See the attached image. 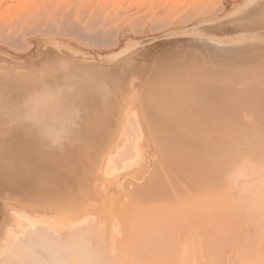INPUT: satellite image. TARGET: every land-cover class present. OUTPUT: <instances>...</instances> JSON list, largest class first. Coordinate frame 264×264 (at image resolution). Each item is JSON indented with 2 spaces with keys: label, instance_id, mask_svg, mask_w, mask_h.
Wrapping results in <instances>:
<instances>
[{
  "label": "bare ground",
  "instance_id": "bare-ground-1",
  "mask_svg": "<svg viewBox=\"0 0 264 264\" xmlns=\"http://www.w3.org/2000/svg\"><path fill=\"white\" fill-rule=\"evenodd\" d=\"M132 1L133 0H131L130 2ZM139 2L142 1L140 0ZM239 2H240L239 0L236 3L234 2V4L231 7L233 8ZM40 4H38L39 7ZM69 6H71V4ZM12 7L13 6H11L10 9ZM49 7L47 10L45 9L44 12L47 13L46 16L48 15V19L50 18L54 20L50 25H47L45 27L42 26L43 23L46 21L45 17H43V14H41L42 10L37 8L35 9V7L33 8L34 10L32 11H28V12L25 11V13L22 14V17H17L14 20V22L13 21L11 22V25L8 24L6 26L9 28L10 34L3 33V30L1 29L2 26L0 25L1 58L3 57V55L5 57L8 55L7 49L9 51L12 50L13 52L15 51L20 53L17 57L9 56L10 60L8 59L9 61H11V59H14L15 62H18L17 59L30 58L31 56H33V54L40 52L42 50L47 51L49 50V48H51L53 51L56 52V50L53 49L55 47L57 49L58 54L60 55L59 59L56 56L55 57L53 55L51 56L53 58H57L59 61L61 59L60 57H63L64 59L62 66H60L61 68H59V64H58L59 61L56 60L57 69H54L55 66L51 65L54 63L50 64L48 57V59H46L48 60V66H52L51 68L56 71H53L51 75L50 73L52 72L51 71L52 69L50 70L49 68L50 73L49 72L46 73L45 71V73L49 75V78H46L47 75L46 76L43 75V77L45 76L43 80H41L40 77H39L40 80H35L34 79L35 77H33L34 74L31 73L32 71L30 72L31 74L29 75V80H27L28 79V76H26L27 73L25 74V76L27 77L26 78L22 72H18L19 70L21 71L28 65V64L25 65V63H23L25 65V67H23L24 65L22 64V61H20L22 64V66L20 67L18 63L16 64L13 63L14 61H12V63L15 65H12L11 62H10L11 64L7 63L8 65H4L5 62L3 63L2 60H0V62L3 63V65L2 63H0V106H1V110H0V257L3 258L6 254H10L11 258H14V260L16 261V264H116L113 263L112 260L109 261L108 256L109 254H114L117 249L120 254L122 253L125 256L128 255L127 251L129 248L127 249V251H125L124 249L125 247L122 243L123 238L120 239L115 238V240H112L113 237L115 236H112L113 235L112 234L110 237H106V235L107 236L108 234L110 235V232L105 233L106 234L104 235L105 241H107L108 238L111 239V242L110 241L107 242L108 250L107 251L106 249L101 250L102 252L100 254H103L104 256L102 255L98 257V259H96L94 257L96 255H94L92 257H94L96 260L87 262L83 259V257L87 256L86 250L88 248H87L86 240H84V238H82L81 235L75 230V226L73 225V223H75L76 221L73 220L71 222H66L67 225L66 227L68 228H65V231H63V229H61L62 227L57 226L53 221L49 220L46 217V215H50L53 219H55L56 222L62 223V221H64V219L68 217L67 215L71 213H75L81 208H85V207L91 208L90 207L91 205L88 202L89 198L100 200L102 196L103 197L111 196L112 192L115 191L116 189L127 192V198H129V201L126 198H122L120 202H116V203H112V202L107 203L103 200L101 203L104 204L103 207L105 206V207L131 208V213H128V216L130 215V218L133 221L134 233L136 234L137 238H139L138 242L143 241L142 245L144 244L146 245L147 243H158L161 238H164L166 240L165 243L166 246L167 243H169L168 245L173 244L176 239L175 238V236L177 235L176 233L178 232L179 229L178 224L184 221V220L182 221L184 217L183 218L181 217V213H183L181 212L182 211L181 209L185 210L186 208H188V210L193 209L195 211V206L197 205V210L195 212H197L198 216H201L199 214V210L203 209L202 205H205L204 203L200 205L201 202L195 205V203L199 201L196 202V200L194 201V199L192 201V197H194V195L191 197L192 195L191 189L192 187L194 188V186H196V184L194 185L195 182L194 183L192 182V180L194 179L193 178L194 171L196 173L198 170H200L199 164H201V162L200 163L198 162L200 159H201L200 161H202V159L205 158L206 161V156L208 154V149H209L207 143H211L209 142V140L212 139L213 137V136L209 137L210 139L207 142L206 139L207 137H203L201 133L203 132L204 134H206L205 133L206 131L204 132V130L206 129L208 130V128L209 129L212 128L213 131L214 129H216L217 135L221 136L220 139L219 136L217 137L219 139L217 141L221 144L222 143L221 141H223L228 136V134L226 133L227 135L225 136V138L224 139L222 138L224 137L222 136L223 130H225L226 132H230L234 126L237 128L242 127L240 122V115L243 110L249 109L252 106L254 108H257L258 102L261 103L259 104L260 106L262 105L261 107H264L263 90H260V88H257L255 86L240 89L239 84L238 83L236 84L238 80V74L230 73L227 70L222 69L221 66H220L221 68L218 67L219 66L218 62L220 63L224 61H229L233 63L237 62L239 60L238 58L240 53L242 52V54L244 55L245 54L244 52L249 50L241 51L239 49H233L225 46L224 41L220 34H215L214 38L210 42L211 44H209L207 41H191V44L195 45V47L197 48L195 49L197 51L195 52L193 50L194 49L193 46L190 47V50L191 48H193L192 50L193 52H195V54L197 52L201 53V51H203L204 53L203 55H206V58L204 57L205 58L204 64L208 63L209 65V62H211L210 59L213 61H217V68L221 70L219 71L221 72V74L220 73H218L219 75L217 73L215 74L214 71L208 74V76L211 75L212 78L216 80H217V76H220L221 81L220 82L213 81L210 84V86H208L209 87L207 92L208 96L205 97V99H202V101L197 99L196 97L192 99L193 102L191 103H194L193 105L194 110L192 113L188 115H183L184 113L181 115H171L169 113L158 114L154 112L156 109L165 110L167 106L168 108H171V106H169L166 103L167 101L171 102V100L170 98H167L168 96H165V93H162L160 95L159 92L160 89L156 86L157 80L154 77L155 75L149 77L148 79L144 78L146 81H144L143 79V82L139 86L135 87L134 85L129 91V93H131V98L137 97L138 99H140L143 109L145 111L144 113H141L140 105H138L137 103L138 105L137 106L136 103H133L134 99L131 100L129 98V100H127V102L125 103V105H123V107H119L120 104L115 105L114 99L112 97H109L108 95L109 93L108 87L110 83L113 85L115 84L117 85L119 81L123 79V77L125 76V72L128 73L129 70L131 71L132 69H136V71L141 69L140 68L141 66H139V64H136L137 59L135 58L132 52L131 53L133 54V56H131L132 54H129L130 56L126 55V57L121 58V60L120 59L117 60L116 63L112 61V64L114 63L113 65L115 67H118L117 69L119 70L116 69L110 70L107 69L109 68V66L103 69L99 68L98 67L99 62L98 64H96L97 60L95 61L93 59V56H91L89 53L82 54L78 51L73 53H77L79 54V56H75L72 53H71L72 55L68 54L67 56V54H64V52H62L63 50H61V48L64 47L66 48L65 50L75 51V48L72 46L74 45L72 44V42L75 41L74 43H76V46L78 44L89 48L104 49L105 51L112 52L120 48H125L126 45L128 47L130 43H131L130 46L133 47L135 46L130 41L129 33L135 36L136 35L142 36L145 34L146 31L151 32L155 30V27L153 26L150 29L146 28L141 31L140 29L135 27L132 28L133 30L129 29V30L121 31V28L120 30H118L117 28H111V29L106 28L107 30L103 31L102 29L97 28L100 21L99 20L97 21L96 17L95 19H92V16L94 15L93 13L89 14L88 12H83L85 13V15L82 16L77 15L72 17L71 16L72 10L64 12L63 9L62 10L60 9L61 11L59 12H64V13L60 14L58 13L57 10H55V12L51 14L50 12L51 7L50 8ZM133 8L135 7L132 6L131 9ZM126 11L129 12L130 10L125 9L122 14H128ZM132 11L133 10H131V12ZM220 11L221 10L212 11V12L213 13L215 12L214 14L216 15V12H220ZM86 13L88 14L86 15ZM10 15L11 14H8L7 16ZM156 15L158 18L157 13ZM217 15L215 19L214 18L208 19V22L214 20L218 21L222 19L223 16H217ZM21 18L23 19V21H25L24 23H22ZM157 18L156 21L158 20ZM9 20L11 21L10 17ZM156 21L155 24L158 23V21L157 22ZM161 21L163 20H160V24ZM192 23H193L191 24L192 26L196 25L194 24L195 22ZM191 25H189L190 28H186L187 29L186 31H188L187 33L185 32L186 34L190 33L189 30L192 27ZM101 26L106 27L108 26V24L104 22L102 23ZM159 27L157 29H159ZM174 27L175 26H173V29L172 28L170 29V27L169 29L167 28L168 29L167 33H170L172 30H175ZM157 29H156V33L154 32V34L158 33ZM256 29L258 31L255 36L258 38H263L264 22L262 21L260 23H257ZM151 33L153 34V32ZM159 33H161V31ZM180 33L183 34L182 32ZM25 39L28 40L26 42H28L29 49L24 48L23 41ZM167 40H169V38H167ZM259 40L260 39H258V41ZM258 41L256 42L257 44L255 45V47L261 48L260 46H262L263 49L261 50H264L263 47L264 43ZM170 43L173 42L171 41L168 44ZM186 43L190 44L189 42ZM151 44L149 42L148 46H151ZM168 44L165 47H167ZM49 45L54 47L52 48ZM174 45H175V41H174ZM169 46L172 47L173 44H170ZM22 51H26V52H22ZM246 55L247 54H245V56ZM260 55H262V53ZM192 57L193 56L189 57L188 55L187 58L185 56V59H187L186 61L188 62ZM65 58L67 61L65 60ZM37 59L35 60L33 59V60L37 62L36 61ZM177 59L173 60L175 61L174 65L176 64L177 61L183 63L181 58L179 60ZM196 61L198 65L196 66L197 69L200 67L199 70H196V72L198 71L199 73L201 71L200 70L201 64L200 63L198 64L199 60L196 59ZM178 62L177 65L174 66L175 68H172V70L178 67ZM160 63L162 65V61H160ZM40 64L42 65V63ZM166 64L168 67L171 63L169 64V62H167ZM194 64L195 63L193 62L191 69H193L194 71L192 72L191 70V74L195 73L196 68H193V66L195 67L196 64L195 65ZM29 65L32 64L30 63ZM29 65L27 67L28 71L33 70L34 72L35 70L34 73H36L35 66L32 67L33 65L32 66ZM44 65L45 64L36 67L37 70L42 67L41 71L44 73L43 71ZM180 65L182 66V64ZM187 65H189V67L191 66V64H187ZM183 66L184 67H181V69L180 68L179 69L184 70L186 64L184 65L183 63ZM204 66L206 67V65ZM205 67L204 69H206ZM213 67L214 64L212 68ZM27 68L25 69L27 70ZM208 68H210V65L208 66ZM204 69H203L204 74L208 73L207 70ZM15 70H18L17 71L18 73L15 72ZM155 72L157 73V71ZM176 73L177 71L174 70L175 75H172L173 72L171 75H168L169 77H173L172 82L174 81V77H177L176 79L179 78L181 79V76L178 77V74L181 73H178L177 75ZM185 73H187V71H185ZM198 73L195 74L200 75ZM183 74L184 73H182V76ZM30 76H32L33 79H30L32 78ZM23 77H25L26 79H24ZM194 77L196 78L197 76L193 75V78ZM36 78H38V75ZM152 78L155 79V82L153 81ZM198 78L201 77L198 76ZM161 80H163V78ZM149 82L152 84L150 87L147 86ZM141 87L142 89L140 90ZM184 90L185 89H183V91ZM222 94H225L226 96H218ZM131 106H135L138 112L137 117L139 119V122L138 121L137 122L138 124L140 123L139 129H141V132H139V134H136V130H135L136 122L133 121V117L135 116L133 114L134 112L132 111H130V113L126 112L127 115L129 114L128 115L129 117L128 116L126 117L128 118V120L126 121V128H125V132L130 137L128 144L130 145L131 143H134V141L136 140L139 145L140 142L139 139L141 137L143 138L142 139L143 141H141L143 142V144H140L141 146L135 149L136 162L133 165H127L129 167H127V169L122 173L121 177L115 176L113 177L112 180L108 181L107 182L108 186L106 187V189L105 188L103 189L101 186L97 184L93 185V180L95 176V172L93 169L100 167L104 160H106V162L107 160H110L109 157L110 155L112 156L111 154L112 149L114 147L117 134H119L118 131L120 130V129L115 130L113 128L115 127V125L116 127L117 126L119 128L121 127L120 115L122 114L123 111H126ZM201 108H204V110L202 109L204 111L203 113L200 112V110H197ZM252 112L251 114H254V112L253 113ZM9 114H11L12 120H3L6 119L9 116ZM256 120H258V118ZM245 123L248 126L246 121ZM246 125H244L243 127H246ZM257 126H259V124L256 125V127ZM229 128L231 130L227 131L226 129ZM212 129L209 130V132L210 131L212 132ZM250 129L251 128H249V130ZM238 130L236 129L234 133H236V131L238 132ZM115 131H117L118 133L116 134ZM257 131H255L256 134ZM218 132L220 134H218ZM234 133H233V137H235L234 135H237ZM241 133H242V129H241ZM236 137L239 138V135ZM252 137L253 136H251V138ZM229 139H227V141ZM232 139L233 141H235L234 138ZM240 139L241 137L239 138V141ZM237 140L238 139H236L235 142L238 143L239 141ZM233 141L232 142L229 141V142L235 144L233 143ZM227 143L225 140L226 145L216 147L217 153L218 154L221 153L220 154L221 156L223 155L224 152L226 154V152L228 153V151L231 150V149L229 150L226 149L228 148ZM151 144L153 145L151 146ZM214 144H216V139ZM223 144L224 141L222 145ZM208 145L209 146L212 145L211 146L212 148L215 147L213 143ZM225 146H226L225 149L227 151L224 150ZM237 147L238 148L235 150L238 153L239 151L238 149H240L238 144ZM212 150H210V152H213ZM222 150L224 151L222 152ZM232 150H233L232 151L233 152L232 155H233L235 154L234 153L235 151L234 149ZM250 152L251 151L249 150V153ZM213 153L211 154V156L213 155ZM217 153L216 152L214 153L216 154V157L218 156ZM240 153L241 151L238 153L239 156L237 155V158L240 157ZM246 154H248V152ZM248 156L246 155V157ZM150 157L153 159L152 163H150V159H149ZM208 159L211 158H209L208 156L207 162L209 161ZM221 159L222 157L219 159L220 162ZM219 161L216 159L215 164L217 165ZM222 162L224 163L223 160ZM208 163L209 166L210 161ZM227 163L231 164V161L230 162L228 161ZM227 163L225 165H227ZM233 163L235 162L232 161V164ZM237 163H239V161ZM211 164H213V162ZM216 165L215 167L217 169L220 163L219 165L217 166ZM246 165L247 164H245L244 166ZM253 166H258V165H253ZM215 167L213 166V168ZM255 168L257 167H254L253 169ZM260 168H262L260 170L261 172H263L264 170L263 166H261ZM106 169H107V173L110 174L112 168L107 166ZM218 169L219 170H216V173L221 170L220 167ZM208 170L209 169H207L208 176H212V172L210 175V173H208ZM230 170L233 171L232 168H230ZM260 170H258V172L255 171L257 177L261 174L259 172ZM201 171L203 172V168ZM220 172H222V170ZM122 177L123 178L125 177V179L120 181ZM213 179H215V177ZM211 180L210 178L207 179V181H211ZM118 181L120 182L118 185H116V182ZM260 182H262V180ZM214 184L217 183L215 182ZM208 185H210V182L208 183ZM252 185L256 186V184L253 183ZM252 185H249V187L251 186V188H253ZM213 186L214 185L211 186V189H213V191L216 188H219V187L212 188ZM243 190L244 189H242L241 191ZM204 191L205 190H203V192ZM205 192L207 193L208 191ZM226 192H227L226 194L224 193L225 195L229 194L228 192H231L232 194V192L234 191H226ZM215 193L212 194L213 195V197L211 196L212 198H214ZM207 194H204L206 195L204 196L205 199L207 197ZM227 196L229 197V195ZM231 196L232 195H230V198ZM211 197H210V201L212 202ZM225 197L226 196H224V198ZM213 200L214 202H216L215 199ZM233 200L234 199L232 197L230 199L231 203H233ZM206 201L208 202V200ZM199 205L202 206V208L199 209L198 207ZM229 205L230 204L228 203L227 206ZM232 205L236 206L237 204L235 205L233 203ZM234 206L232 207V209L235 208ZM237 207L238 205L236 206V208ZM13 208H19L20 211H16ZM247 208L249 209V207ZM188 210L186 209V213L189 212ZM235 210L234 212H236ZM203 211L205 212V207ZM210 211H214V209L212 210L211 208ZM20 212L22 214L24 213L26 217H22V215H20L21 214ZM217 214L218 213H216V215ZM237 214H235L234 217L238 218L239 216H236ZM218 215L220 216V214ZM226 215L225 217H227ZM232 215L233 214H231V216ZM186 216H188V214ZM198 216L196 217L199 218ZM125 217L127 216L122 215V220L124 222L128 221L129 219V217L128 219ZM192 218L197 219L195 217ZM11 219H14L15 222L14 226H16L15 228L21 229V232L14 233L8 229ZM234 221H237V219ZM207 222L209 223V221ZM214 224L215 226L217 225L216 223ZM215 228L218 227L216 226ZM221 229H219L220 233L222 231ZM61 232L63 233V235L69 237L71 241L69 242L71 245H67L63 243L60 237ZM222 235L223 234L217 236L219 238ZM225 236L228 237L227 235ZM225 236L224 238L226 239ZM231 237L233 238V235H231ZM195 238L198 240L200 239L199 236H196ZM219 239L218 240L215 239L214 243L213 242L212 243L215 244L216 246L213 244L212 246L217 247L218 244H222L219 245L221 247V249H219L220 253L218 251V254H220L219 257L217 256V254H215L217 260L221 264H249L256 258L257 253L259 252V246L262 242V241L243 240V243L240 246H238L239 240H237L236 242V240L232 241L229 239L230 242L232 241L235 243V244L233 243L234 245H237L235 247H232L233 244H231L232 242L231 243L228 242L229 241L228 239L224 241ZM112 242L114 244L113 246L114 249L112 248L111 245ZM223 242H226L227 244L226 243L224 244L229 245V247L224 246ZM176 243L174 244V246L177 245ZM230 244L232 245L231 248H230ZM70 246L72 247L74 246V248L76 247L75 250H72ZM222 247L225 249L228 247V249L225 250V252L223 253ZM213 249L212 251L216 253V250ZM172 251L174 252V250ZM173 252L171 253L172 255ZM221 252L223 253L222 255ZM72 255L77 257L75 261H73V259L71 258ZM172 259L174 260L175 257ZM2 261L3 260L0 259V264L2 263ZM127 261H128V257H127ZM141 264L143 263L141 262Z\"/></svg>",
  "mask_w": 264,
  "mask_h": 264
},
{
  "label": "rangeland",
  "instance_id": "rangeland-1",
  "mask_svg": "<svg viewBox=\"0 0 264 264\" xmlns=\"http://www.w3.org/2000/svg\"><path fill=\"white\" fill-rule=\"evenodd\" d=\"M68 1L69 0H41V1L40 0H14V1L13 0H0V16H1L0 17V25L2 26L1 29L3 30V33L10 34V30L6 26L8 24L11 25V22L12 21L14 22V20L17 17H22V14L25 13V11L28 12V11L34 10L33 9L34 7H35V9L36 8L41 9L42 10L41 14H43V17H45V19H46V21L43 23L42 26L45 27L47 25H50L54 19L49 18L50 19L49 20L48 15L46 16L47 13L44 12L45 9L47 10L49 6L51 7V9H50L51 14H53L55 12V10H57L58 13H60V14L66 12V11L72 10V12H71L72 17L77 16V15H79V16L85 15V13H83V12H88L89 14L93 13L94 15L92 16V19H95V17H96L97 21L98 20L100 21L97 28H100L103 31H105L107 29H111V28H117L118 30H120V28H121V31L129 30V29L133 30L132 28H134V27L140 29V31H141V30L146 29V28L150 29L154 26L155 30L151 31V32H153V34L150 31H146L145 34L142 36L141 35L135 36V35H131V33H129L130 41L132 42V44L135 45L134 47L130 46L131 43L129 42L130 44L128 47L126 45L125 48H120L118 50L109 52V51H105L104 49L89 48V47H85V46L78 45V44L76 46V43H74L75 42L74 41V42H72V44H74L72 46L75 48V51L65 50L66 48H64V47L61 48V50H63L62 52H64V54H67V56H68V54L69 55L74 54L75 56H79V54L73 53V52H78V51L82 54L89 53L91 56H93V59L95 61L97 60L96 64H98V62H99V64H98L99 68L103 69V68H107V66H109V68H107V69H110V70H114V69L119 70V69H117L118 67H115L113 65L114 63L112 64V61L116 63L117 60H119V59L121 60V58L126 57V55L130 56L129 54H132V53L134 54L135 58L137 59L136 64H139V66H141L140 67L141 69L138 71H136V69H132L131 71L129 70L128 73L125 72V76L123 77V79H121L119 81V83L117 85L116 84L113 85L110 83L109 87H108L109 97H112L114 99L115 105L120 104L119 107H123V105H125L127 100H129V98H130L131 100L134 99L133 103H136V105L138 103V105H140L141 113H144L145 111L143 109V106H142L140 99H138L137 97L131 98V93H129V91L131 90V88L134 85H135V87L139 86L143 82L144 78L148 79L149 77L155 75L154 77L157 80L156 86L160 89V91H159L160 95L162 93H165V96H168L167 98H170L171 102L167 101L166 103L169 106H171V108H168V106H167L165 110L156 109L154 112H156L158 114L159 113L160 114L161 113H165V114L169 113L171 115H181L183 113H184L183 115H188V114L192 113L194 110V108H193L194 103H191V102H193L192 99L196 97L197 99L202 101V99H205V97L208 96V93H207L208 89H209L208 86H210V84L213 81H218V82L221 81L220 76H217V80H216V79H213L211 75H209V76H211V77H209L208 74H210L211 72H214V71H215L214 72L215 74L216 73L221 74V72H219L221 70L217 68V61H213L211 59H210L211 62H209L210 68H208V66H209L208 63L204 64V59L206 58V55H203L204 54L203 51H201V53L197 52L198 54L197 53L195 54V52L197 51L196 50L197 48L195 47V45L191 44V41H207L209 44H211L210 42L214 38L215 34H220L223 41H224L225 46H227L229 48L239 49L241 51L249 50V51H246L247 53L244 52L245 54H247L246 55L247 59H246L245 54L243 55L241 52L239 55V58H238L239 60L237 62H234V63L229 62V61H224L222 63L218 62L219 63L218 67L221 66L222 69L227 70L230 73L238 74V80H237L236 84L237 83L239 84L240 89L255 86L257 88H260V90L264 91V50H261V49H263L262 46H260L261 48L255 47L258 39H260L258 42L264 43V36H263V38H258L255 36L257 34V31H258L256 29L257 23H260L262 21L264 22V0H239L240 2L238 4H236L233 8L231 6L234 4V2L236 3L238 0H164V1L163 0H141L142 2H139L140 0L139 1L133 0L132 2H130L131 0H75V1L70 0L69 1L70 3ZM122 3H123V5H122ZM36 4H37V6H36ZM38 4H40V7ZM70 4H71V6H69ZM11 6H13V7L10 9ZM45 6H47V7H45ZM132 6H134L135 8L131 9ZM59 7H61V8H59ZM219 7H221V8H219ZM60 9L61 10L63 9L64 12H59V11H61ZM125 9L130 10L129 12L126 11L128 14H122ZM131 10H133V11L131 12ZM177 10H178V12H177ZM217 10H221L220 12H216V15L219 14L217 16H223L222 19H220L218 21L214 20V21L208 22V19H210V18L215 19L216 18V15L214 14L215 12L213 13L212 11H217ZM12 11H13V14H12ZM152 11H153V13H152ZM88 13H86V15ZM156 13L158 14V18H157ZM8 14H11L12 16L11 15L7 16ZM120 14H122V15H120ZM9 17H10L11 21L9 20ZM156 18L158 20L159 19L163 20V21H161V24H160V20L159 21L157 20L158 23L155 24ZM21 21H22V23L25 22V21H23L22 18H21ZM104 22L106 24H108V26L102 27L101 25ZM192 22H195L194 24H196V25L192 26L191 25V24H193ZM134 23H135V25H134ZM162 24H164V25H162ZM176 25L178 28L176 27ZM189 25H191L192 27L189 30L190 33L186 34L188 32V31H186L187 30L186 28H190ZM162 26H164V27H162ZM173 26H175L174 27L175 30H172L170 33H167L169 27H170V29L171 28L173 29ZM158 27H159V29H157ZM156 29H157L158 33L154 34V32L156 33ZM163 30H164V32H163ZM165 30H167V31H165ZM160 31H161V33H159ZM180 32H182L183 34H181ZM148 34H151V35H148ZM165 35H166V37H165ZM167 38H169V40H167ZM138 40H139V42H138ZM151 40H152V42H151ZM157 40H159V41H157ZM26 41H28V40L25 39L23 41L24 48L29 49L28 42H26ZM135 41H137V42H135ZM155 41H157V42H155ZM171 41L173 42V43H170V44H173L172 47H170L169 46L170 44H168ZM174 41H175V45H174ZM149 42H150V44L152 43L151 46H148ZM186 42H189L190 44H188ZM166 43L168 44L167 47H165L167 45ZM49 46L52 48L54 47L51 45H49ZM192 46L194 49L191 48V50H190V47H192ZM158 48L159 49L161 48V49L159 50ZM53 49L56 50V52L53 51L51 48H49L50 51L49 50H47V51L42 50V51L37 52V53L34 52L35 54H33V56H31L32 58L30 57V58L17 59L18 62H15L14 59H11V61H9L10 60L9 56L17 57L20 53L15 52V51L13 52L10 49L12 51L11 52L7 49V51H8L7 56L8 57L6 56L7 57L6 58L3 55V57L1 58V56H0V60H2L3 63L5 62L4 65H8L7 63L11 64L12 61H14L13 63H15V64L18 63L20 67L22 66L23 63H25V65H27V64L29 65L31 63L33 66L32 65H29V66H32V67L35 66L36 73H34L35 70H34V72H33V70L28 71V68H27L28 65L25 67L24 64H23L24 65L23 67L27 68V70L24 68L26 71L24 69H22L21 71L15 70V72H17V71L22 72L24 74V76L27 73L26 74V76H28L27 80H29V75L31 73L34 74V76L33 75L32 76L35 77L34 78L35 80H40V78H41V80H43L46 75L48 76V77L46 76V78H49V75L46 73L47 72L50 73V70L52 69L51 68L52 66H48V60L50 61V64L54 63L51 65H54L55 66L54 69H57L56 68L57 67L56 60L59 59L60 55L58 54L57 49L55 47ZM176 49H178V50H176ZM192 49L195 52H193ZM93 50H95V51H93ZM121 50H124V51H121ZM158 51H160V52H158ZM22 52H26V51H22ZM259 53L260 54L262 53V55H260ZM133 54L131 56H133ZM51 55H53L54 57L56 56L58 59L53 58ZM188 55H189V57L190 56H193V57L190 58V60L188 58L189 61L187 62L186 61L187 59H185V56L187 58ZM241 55H243V56H241ZM36 56L38 59L36 58ZM48 57H49V59H48ZM168 57H170V58H168ZM171 57H173V58L175 57L176 59L178 58L177 60H179L181 58L184 65L186 64L185 69L182 68L184 70H180L181 67H184V66H183L182 62L177 61L178 67H176V69H178L179 71L176 69L172 70V68H175L174 66L177 65V62L174 65L175 61H173V60H176V59L175 58L173 59ZM242 57H243V59H242ZM255 57H257V58H255ZM60 58H61L60 61L58 60L59 61L58 62L59 68H61L60 66H62L63 60H64L63 57H60ZM249 58H250V60H249ZM3 59H4V61H3ZM33 59L34 60L37 59L36 60L37 62H35ZM46 59H48V60H46ZM54 59H55V61H54ZM196 59L200 61V62L198 61V64L199 63L201 64V69H200L201 71L199 73H198V71L196 72V70H199V68H200L199 67L197 69V67H196V66H198ZM31 60H33V61H31ZM44 60H46V61H44ZM65 60H66V58H65ZM20 61H22V64ZM43 61H44V63H43ZM160 61H162V65H161ZM166 61L169 62V64L170 63L172 64V61H173V64L172 65L170 64L168 66L169 69L167 67ZM184 61H186V62H184ZM2 62H0V63H2ZM39 62L42 63V65L45 64L43 66L44 73L41 71L42 67L39 68L40 70L39 69L37 70V68H36L38 66H42ZM193 62L196 64V65L194 64L195 67L193 66V68H196L195 73H198L200 75H197L195 73L191 74V70H192V72L194 71L193 69H191ZM215 62H216V65H215ZM3 63H2V65H3ZM13 63H12V65H15ZM105 63H107V64H105ZM164 63H165V65H164ZM205 63H206V61H205ZM212 63L214 64V67H213L214 69L212 68V66H213ZM180 64H182V66ZM187 64H191V66L189 67V65H187ZM204 65H206V67ZM44 67H46V68H44ZM204 67L206 69H204ZM49 68H50V70H49ZM32 69H34V68H32ZM54 69L51 70L52 71L50 73L51 75H52L53 71H56ZM203 69L207 70L208 73L204 74ZM216 69H218V70H216ZM174 70L177 71L176 75L178 73H181V74H178V77L181 76V79L179 78L180 79L179 80V79H176L177 77H174V81L172 82L173 77H169L168 75H171L172 72H173L172 75H175ZM38 71H41L42 73L38 72ZM45 71H46V73H45ZM155 71H157V73ZM185 71H187V73H185ZM37 73H40L41 75L37 74ZM182 73H184L183 76H182ZM35 74H37L38 78L39 77L40 78L39 79L36 78L37 75H35ZM43 75H45V76L43 77ZM193 75L194 76L196 75L197 77L193 78ZM32 76H30V77H32ZM184 76H186V77H184ZM190 76H191V78H190ZM198 76H200L201 78H198ZM25 77H23V78L26 79L27 77L26 78ZM33 77L30 79H33ZM162 78H163L164 82H163V80H161ZM166 79H168V80H166ZM169 80L171 81V83ZM144 81H146V80L144 79ZM153 81L155 82V79H153ZM151 85L152 84L149 82L147 86L150 87ZM180 86H182L184 88H182ZM185 86L187 87V89ZM141 89H142V87L140 88V90ZM183 89H185V90L183 91ZM140 95H141V93H140ZM218 96H226V95L222 94V95H218ZM257 104H258L257 108H254L252 106L251 108L245 109L241 112V115H240V122L242 125V127L240 125L241 128H237L235 126L234 127L232 126L233 129L230 127L232 130L230 128L226 129L227 131L231 130L230 132H226L225 130H223V134H222V136H224V137H222L223 139L228 134L227 138H225L224 140L221 138L224 141L223 145H222L223 141H221L222 142L221 144L217 141L220 139L221 136L217 135L216 129H214V131H213L212 128H210V129L208 128V130L207 129L204 130V132L206 131L205 132L206 134H204L203 132L201 133V135L203 137H207L206 138L207 142L210 139L209 137H212V136H213L212 139H214V140L210 139L209 142H211V143H207V146L209 147V149H208L207 156L205 155L206 161H205V158H203L204 160L202 159V161H200L201 159L198 161L199 163L201 162V164L198 163L200 170H198L196 173L194 171L195 175L193 174V178L195 180L193 179L192 182L193 183L195 182L194 185L196 184V186H194V188L192 187V189H191V194H192L191 197L194 195V197H196V198L192 197V201H193V199H194V201L196 200V202L199 201L197 203L193 202V203H195V205L199 204L200 202H201L200 205H202L203 203L205 204V205H202L203 209L205 207V212L203 211V209H200V208H202V206H200V205L198 207L200 209L199 214L201 216H198L197 212H195L197 210V205L196 206L194 205L195 211L193 209L188 210V208H186L189 211L188 213H186V209L185 210L181 209L182 210L181 212H183V213H181V217L182 218L184 217V219H182V221L184 220L183 221L184 223L180 222L178 224L179 229H178V232L176 233L177 234L175 236L176 239H175V242L173 244L168 245L169 243H167V246H166V244H165L166 240L164 238H161L158 243H147L146 245L145 244L142 245L143 241L138 242L139 238H137L136 234L134 233L133 221L130 218V215L128 216V213H131L130 207H105V206L103 207L104 204L101 203L102 200L107 202V203H110V202L116 203V202H120L122 200V198H126L129 201V198H127V192H125L123 190L120 191V190L116 189L115 191L112 192V195L109 197H103L101 195L102 197L100 198V200L89 198L88 202L90 203L91 208H88V207L81 208L77 212L67 215L68 217L65 218L64 221H62L63 224L56 222L55 219H53L50 215H46V217L49 220L53 221L57 226L62 227L61 229H63V231H65V228H68V227H66L67 226L66 222H71L73 220L76 221L75 223H73V225L75 226V230L81 235L82 238H84V240H86V244H87V248H88L86 250L87 256L83 257V259L87 262L95 261L96 259H98V257L102 256L103 254H100L102 252L101 250H103V249H106V251L108 250L107 249L108 248L107 242H109V241L111 242V239L108 238L107 241H105L104 235H106L105 233L110 232V235L108 234V236L106 235V237H110L113 234L112 236H115V237H113L112 240H115V238H117V239L123 238L122 243L125 247L124 248L125 251H127V249L129 248L127 251L128 255H126V256L122 253L120 254L118 249L115 251L114 254H109L108 260L109 261L112 260V262L116 263V264H128V263L129 264H139V262H140V264H141V262L143 264H158V263L159 264H221L217 260V257L215 254H217V256L219 257L220 254H218V251L220 253L219 249H221V247L219 245H222V244H218L217 247L212 246V244L214 243V240L215 239L218 240L219 238L222 241H224L226 239H228V240L230 239L232 241L236 240V242H237V240H239L238 246H240L243 243V240H245V241H262L260 246H259V252L257 253L256 258L252 262H250L249 264H264V214H263L264 213V181H263L264 180V170H263V172H261V170H260V169H262V168H260L261 166H263V168H264V156H263L264 155V116H262V115H264V111H263L264 107H261L262 105L260 106L259 104H261V103H259V102ZM202 109L204 110V108L197 109V110H200V112L203 113L204 111ZM0 110H1V106H0ZM130 111L134 112L133 114L135 115L133 117V121L136 122V126H135L136 134H139V132H141V129H139L140 123L138 124V122H139V119L137 117L138 112H137L135 106H131L126 111H123L122 114L120 115L121 127L119 128L118 126L116 127V125H115V127L113 128L115 130H118V129H120V130L118 131L119 134H117L118 132L115 131L117 134V138L115 140L114 147L112 149V153H111L112 156L110 155V157H109L110 160H107V162H106V160H104L100 167L93 169L95 172L93 185L97 184V185L101 186L103 189L104 188L106 189V187L108 186V184H107L108 181L112 180L113 177H115V176L121 177L122 173L127 169V167H129L127 165H133L136 162L135 149L137 147L139 148L141 146L140 144H143V142H141V141H143L142 140L143 138L141 137L139 139L140 140L139 145H138L136 140L134 141V143H131L130 145L128 144L130 137L125 132V128H126V121L128 120V118H126V117L129 115V114L127 115V113L128 112L130 113ZM250 111L251 112L253 111L255 115L251 114ZM115 112H117V111H115ZM260 113H261V115H260ZM259 115L263 118H261ZM255 118L256 119L258 118L259 121L256 120ZM3 120H12L11 114H9V116ZM242 121H243V123H242ZM245 121L247 122L248 126L246 125ZM250 122H252V123H250ZM254 123H255V125H254ZM257 123L259 124V126H257L258 128L256 127V125H258ZM252 124H253V126H252ZM124 125H125V127H124ZM244 125H246V127H243ZM255 127H256V130H255ZM249 128H251V129L249 130ZM211 129H212V132L211 131L209 132V130H211ZM236 129L237 130L239 129V130H238V132L236 131V133H234V131ZM241 129H242V133H241ZM257 129H258V131H257ZM255 131H257L258 135L255 133ZM214 132H215V134H214ZM224 132H225V135H224ZM208 133H209V135H208ZM229 133L231 136L229 135ZM233 133L237 134V135H234L235 137L238 135H239V138L241 137L240 141H239V138L236 137V139H238L237 141H239L238 143L235 142L236 139H235V137H233ZM218 134H220V133L218 132ZM250 135L253 137L251 138ZM218 136H219V139L217 138ZM255 136H257V137H255ZM228 137L234 138L235 141H233L232 138L229 139ZM253 138H254V140H253ZM215 139H216L217 146H216V144H214ZM227 139H229V140L227 141ZM225 140H226V143L228 142L229 144L227 143L228 148H226V146H225L224 150H226V149H228V150L231 149V150H229L228 153L226 152L227 155L224 152L223 155L221 156L220 155L221 153L220 154L217 153L216 147L226 145ZM231 140L235 144L230 143V142H232ZM251 140H253V141H251ZM149 143H148V145H149ZM212 143H213V145H215V147H213L215 150L211 147L212 145H210V146L208 145V144H212ZM237 144L240 147V149H238L239 150L238 153L241 151L239 158H237V155L239 156V154L235 150L238 148ZM152 145L153 144H151V146ZM232 149H234V151H235L234 152L235 154H233V155H232V153H233ZM248 149L251 151L250 153H249ZM255 149L257 150V152ZM210 150H212L214 153L216 152L218 156L216 157V154H214L213 152H210ZM224 150H222V152ZM259 150H261V151H259ZM247 152H248V154H246ZM212 153H213L212 156L215 155L214 156L215 158L211 156ZM242 153H244V154H242ZM245 154L247 156L249 155L250 158H249V156L246 157ZM241 155H244V156H241ZM208 156H209V158H211V159H208L210 161L211 166L210 165L208 166V164H209L208 163L209 161L207 162ZM219 156L222 157L221 162L219 161V159L221 158ZM149 159H150V163H152L153 159L151 157ZM216 159L219 161L221 166L219 165V163H217V165H219L220 169L222 170V172H220L221 170L219 172H217L219 175L216 173V170H219L218 169L219 167H217V169L215 167ZM233 159H236V160L238 159L237 162L239 161V163H237L236 160H233ZM242 159H243V161H242ZM222 160L224 161V163L222 162ZM228 161L229 162L231 161V164L230 163L228 164L227 163ZM232 161L235 162L233 164H235L236 166L232 164ZM212 162H213V164H211ZM256 162H258V163H256ZM259 162H260V165H259ZM226 163H227V165H225ZM204 164H206V165H204ZM245 164H247L246 165L247 167L244 166ZM253 165H258V166H253ZM107 166L112 168L110 174L107 173V169H106ZM213 166L215 168H213ZM229 166H231V167H229ZM209 167H211V168H209ZM254 167H257V168L253 169ZM202 168H203V172L201 171ZM230 168H232L233 171L230 170ZM207 169H209L208 173H210V175L212 172V176H208ZM213 169H216V170H213ZM204 170H206V171H204ZM258 170H260L259 172L261 174L259 173L260 175L257 177L255 171L258 172ZM228 171H229V173H228ZM231 171L233 172V174ZM214 173H216V174H214ZM254 174H255V176H254ZM217 175H218V177H217ZM196 176H197V178H196ZM214 177H215L216 181H215V179H213ZM244 177H245V179H244ZM206 178L207 179L210 178V180L211 179L212 180L207 181ZM123 179H125V177L124 178L122 177L120 179V181H122ZM223 179L225 180L226 183L224 182ZM261 180H262V182H260ZM120 181L116 182V185H118ZM204 181H206V182H204ZM209 182H210L211 186L214 185L212 188H216V187H219V188H216L213 191V189H211V186L208 185ZM215 182L217 184H214ZM252 183L256 184V186H253ZM249 185H252L253 188H251V186L249 187ZM203 187H206V188H203ZM200 188H201V190H200ZM234 188L237 190H235ZM185 189H186V187H185ZM222 189L224 190V192ZM242 189H244L246 191H244V190L241 191ZM195 190H196V192H195ZM203 190L208 191L207 192L208 194L205 191L203 192ZM210 191H211V193H210ZM215 191H216V193H215ZM226 191H234V192H232V194H231V192H228L229 193V194H227V195H229V197H228L227 195H225L227 193ZM213 193H215V195L217 197L214 195V198H212ZM204 194H207L206 199L204 198V196H206ZM223 195L226 197L224 198ZM230 195H232L231 198L233 197V199H234L233 203L235 205L236 204L238 205L237 208H236L237 205L236 206L232 205L233 203H231V201H230V199H231ZM210 197H211L213 203L210 201ZM215 197L218 199H216ZM213 199H215L216 202H214ZM206 200H208V202ZM226 201L230 204L229 206H227L228 203ZM210 205H212V206H210ZM217 206H218V208H217ZM233 206L235 208L232 209ZM208 207H209V210H208ZM247 207H249V209ZM211 208H212V210L214 209V211H210ZM225 208H227V209H225ZM13 209L16 211H20L19 208H13ZM206 209H207V211H206ZM228 209L229 210L231 209L230 212ZM238 209H239V211H238ZM234 210L236 212H234ZM217 211H219V212H217ZM105 212H107V213H105ZM202 213H203V215H202ZM205 213H206V215H205ZM210 213H211V215H210ZM216 213L220 214V216L218 214L216 215ZM226 213H227V215H226ZM228 213H229V216H228ZM182 214H184V215H182ZM187 214H188V216H186ZM193 214H196V215H193ZM231 214H233L232 215L233 217L231 216ZM235 214H237L236 216H239V217L238 218L234 217ZM20 215H22V217H26L24 213L23 214L21 213ZM122 215L127 216V217H125L127 219L129 217L128 221L124 222L122 220ZM225 215L227 217H225ZM196 216H198L199 218H197ZM218 216H219V219H218ZM192 217H195L197 219H193ZM235 218L237 219V221H234V220H236ZM225 220L228 222H226ZM207 221H209V223ZM211 221H213V222H211ZM224 222H226V223H224ZM14 223H15L14 219H11L9 226H8V229L14 233L21 232V229L15 228L16 226H14ZM214 223L217 224L216 226L218 228H215L216 226ZM12 226H13V228H12ZM208 226H209V228H208ZM204 228H206V229H204ZM219 229L222 230L221 233L219 232ZM216 231H217V233H216ZM231 232H232V234H231ZM220 234H223V235L218 238V236H220ZM225 235H227L228 237H226ZM231 235H233V238L231 237ZM196 236H199L200 239L199 240L196 239L195 238ZM224 236L226 237V239L224 238ZM60 237H61V240L63 241L64 244L71 245L70 244L71 241H70L69 237L63 235L62 232H61ZM230 240L228 242H230ZM176 241H177V243H176ZM175 243L177 244L176 246H174ZM224 243H226V242H223L224 246L229 247V245H226L227 243L226 244H224ZM233 243L234 242H232L231 244H233ZM231 244H230V248L232 246ZM234 244L232 247L237 246ZM111 245H112V248L114 249L113 242L111 243ZM213 245H215V244H213ZM70 247L72 248V250H75V248H76V247L74 248V246L73 247L70 246ZM228 247L226 249L222 247L223 251L222 250L221 251L224 253L225 250L228 249ZM213 248L216 250V253H214V251H212ZM172 250H174V252H176V253H174ZM168 252L170 254L173 252V255L171 254L172 257ZM222 252H221V255L223 254ZM94 255H96V256H94ZM144 255L146 258L144 257ZM92 256H94L96 259ZM173 256L175 257L174 260L172 259V258H174ZM127 257H128V261H127ZM71 258L73 259V261H75L77 257L72 255ZM170 258H171V261H170ZM0 259L3 260L1 264H16V261L14 260V258H11L10 254H6L3 258L0 257ZM172 261L173 262L175 261V262L173 263Z\"/></svg>",
  "mask_w": 264,
  "mask_h": 264
}]
</instances>
